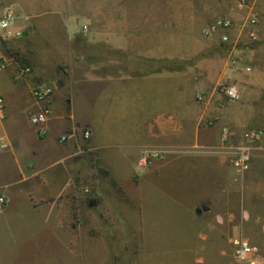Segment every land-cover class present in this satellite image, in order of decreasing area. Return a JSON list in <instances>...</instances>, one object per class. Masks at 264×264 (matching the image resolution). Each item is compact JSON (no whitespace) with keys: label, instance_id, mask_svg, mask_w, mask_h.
Segmentation results:
<instances>
[{"label":"crops","instance_id":"obj_1","mask_svg":"<svg viewBox=\"0 0 264 264\" xmlns=\"http://www.w3.org/2000/svg\"><path fill=\"white\" fill-rule=\"evenodd\" d=\"M97 1V7L87 2L77 8L71 0H51L49 7L27 9L18 1L0 0V15L3 8L14 13L9 27L0 28V96L5 101L0 196L6 200L0 207V264H42L43 250L37 258L32 241L43 231L68 249L75 239L76 176L84 180L93 157L120 188L136 193L132 200H142L143 192L182 159V178L189 168L208 171V187L183 206L209 210L216 223H232V195L241 186L245 218L264 222V136L254 143L249 168L237 182L223 148L241 141L248 128L264 129V26L258 22L260 43L252 46L233 16L231 42L223 43L221 32L203 35L202 15L183 10L182 18L174 19L170 9L156 14L161 6L156 0ZM20 57L31 72L15 79ZM230 79L239 88L233 101L217 89ZM37 82L52 87V112L42 135L30 122L40 107L32 95ZM197 90L203 99L196 98ZM84 129L90 131L88 138L81 136ZM72 132L76 136L59 141ZM150 149L164 150L163 159L138 170L137 159ZM109 161H117L119 171ZM133 205L149 223L143 203ZM25 209L35 216L27 235L16 225L12 229L11 220ZM138 215L126 221L135 223ZM214 234L220 237L219 230Z\"/></svg>","mask_w":264,"mask_h":264},{"label":"rangeland","instance_id":"obj_2","mask_svg":"<svg viewBox=\"0 0 264 264\" xmlns=\"http://www.w3.org/2000/svg\"><path fill=\"white\" fill-rule=\"evenodd\" d=\"M14 1H18L22 8L41 9L49 7L51 0ZM237 1L156 0L154 2L161 5L159 10H156V14H168L170 9L175 19L182 18V11L187 10L195 15H202L204 26L226 15L236 17L238 19L236 21L241 26L250 9L257 13L259 25L264 26V0H248V7L239 10L236 9ZM71 2L77 8H82L87 2L97 7L98 3L97 0H71ZM168 2L171 4L170 7L167 6ZM259 43L260 40L249 42L252 46ZM235 140L228 143L237 144L240 142V137ZM93 158L88 161L89 173L84 180L76 176L78 190L73 204L75 239L67 243L68 249L57 245L54 239L50 240L45 235V231L40 233L38 240L32 241L37 258L43 250L42 264H241L234 257L233 240L237 238H245L255 245L258 264H264V222L253 223L250 222V218L248 220L245 218L241 206V186L237 185L239 189L236 187L237 190L232 195L233 222L221 224L215 222V217L210 215L209 210L197 212L182 205L193 203L200 189L208 187L205 184L208 178V171L205 168H189L184 171L185 177L182 178L181 159L167 169L155 187H149L143 192L142 200L136 198L132 200L134 193L129 189L125 191L120 188ZM154 162L155 160L150 169ZM109 163L114 171H119L121 165L117 161H109ZM133 175L137 174L133 173ZM240 175H236V182ZM119 177L122 178V175L119 174ZM138 201L143 203L142 213L149 223L142 221L141 209L134 207L133 204ZM253 208L256 213L259 212L258 208ZM21 212L19 218L15 212L12 214V229L16 225L19 233L27 235L32 233L30 230L35 225L28 221L35 216L30 210L25 209ZM260 212H264V208H261ZM137 214H139L138 221L135 223L126 221L134 220L133 216ZM17 219H21L22 222H16ZM218 230L220 237L215 238L214 233Z\"/></svg>","mask_w":264,"mask_h":264},{"label":"built area","instance_id":"obj_3","mask_svg":"<svg viewBox=\"0 0 264 264\" xmlns=\"http://www.w3.org/2000/svg\"><path fill=\"white\" fill-rule=\"evenodd\" d=\"M248 0H238L236 6L238 9L247 8ZM14 19V13L10 8H3L2 15H0V28L6 29ZM259 22L258 15L255 11L249 9L246 13V17L242 22V27L245 30L246 36L249 41L255 42L259 39V32L257 29ZM235 21L232 16H220L216 18L212 23L208 24L203 30V35L210 36L213 33H220V40L223 43H230L229 30L233 28ZM82 30L87 29V25H82ZM16 36L21 35L20 31L15 32ZM233 63V60H230ZM3 67V65H1ZM251 67L246 66L245 71H250ZM31 72V67L28 64L20 62L19 68L15 71V79H22ZM217 89L230 101L236 100L239 97L238 82L236 80H225L221 81ZM52 93V87L45 82H37L32 87V95L34 100L40 105L37 112L30 115V122L32 125L37 127L38 135L44 133L45 124L51 115V108L49 105V97ZM196 98L198 100L203 99V92L200 90L196 91ZM5 116V101L0 96V119ZM211 124V121H208ZM228 129L222 128V133L226 135ZM76 136L75 132L64 134L60 137L59 141L63 142L69 137ZM83 138L90 136L89 129H84L81 132ZM264 136V129L260 127H253L244 132L242 140L237 144H224L223 148L230 155V164L234 168L237 174L244 173L250 164L251 149L255 142H258ZM225 138V137H224ZM165 151L162 149H150L144 151L141 156L137 159L136 167L138 170H146L151 167L154 160L162 159ZM6 200L3 196H0V207H3ZM234 245V257L237 262L241 264H258L257 247L250 243L245 238H237L233 240Z\"/></svg>","mask_w":264,"mask_h":264},{"label":"trees","instance_id":"obj_4","mask_svg":"<svg viewBox=\"0 0 264 264\" xmlns=\"http://www.w3.org/2000/svg\"><path fill=\"white\" fill-rule=\"evenodd\" d=\"M17 60H19V62H21V63L26 64V62L24 61V59H22L21 57L19 59L17 58Z\"/></svg>","mask_w":264,"mask_h":264}]
</instances>
